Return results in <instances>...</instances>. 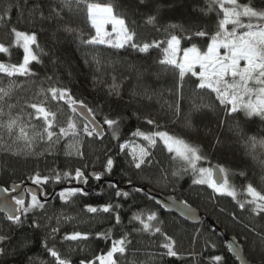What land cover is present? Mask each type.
I'll return each mask as SVG.
<instances>
[{
    "label": "trees",
    "instance_id": "1",
    "mask_svg": "<svg viewBox=\"0 0 264 264\" xmlns=\"http://www.w3.org/2000/svg\"><path fill=\"white\" fill-rule=\"evenodd\" d=\"M89 3L114 5L113 15L125 19V26L133 34L136 49L126 45L121 49H113L107 45H82L75 33L65 31L71 27L80 30L82 38L95 35L91 22L85 11L70 13L58 7V0H0V45L8 51L0 53V63L19 65L23 62L24 52L15 35L16 31L36 36L32 45L36 60L31 61L29 69L32 76L12 78L0 75V87H6L10 80L20 87L13 91L10 103L16 105L13 114L20 117V125L29 136L34 131H43L46 126L32 116V103L48 106L53 104L51 87L64 88L75 104L83 103L92 109V117L103 127L104 136L98 139L94 134L89 137L83 130L75 137L69 135L61 138L51 152L45 141L36 139L31 149L24 150V141H17L10 150H5V143L11 144L20 128L14 130L10 139L6 131L0 130V185L7 189L11 184L31 182L34 175L47 176L49 180L41 186L47 198L58 187L69 185L75 180V172L81 170L85 177L86 194L82 192L70 195L61 200L57 193L50 202L44 203V209H33L28 213L22 226L12 225L0 214V235L9 239L0 242L6 254L0 256V264H56L48 249H55L62 258H69L71 264H80L81 259L96 262L95 257L105 255L113 241L127 237L123 254L115 253L114 260L118 264H217L212 258L221 256L220 264H237L227 253L222 239L203 223L194 226L180 220L172 214L157 208L154 202L135 189L126 190L128 197L117 196L119 187L104 183L98 189L89 178L94 172L102 180L117 181L118 186H146L160 195H172L177 201H184L190 207L206 215L216 222L226 235L234 237L242 245L245 257L254 263L264 264V214H256L239 207V202L250 200L246 186L251 183L257 191L264 193V149L257 148V159L248 154L242 141L229 131L228 125L233 123L228 118L224 106L220 105L215 93L210 90L196 89L199 82L186 74L179 77V71L170 65H162L163 49L156 42L166 41L172 34L181 38L182 34L171 25L184 27L206 26L214 34L218 22L216 11L203 14L205 0H87ZM241 5L250 0H237ZM260 7L264 0H251ZM56 8L59 16L50 15ZM158 9V12H157ZM150 15H156L154 23H148ZM219 18L222 19V13ZM240 31H243L241 29ZM196 46L206 50L207 38H197ZM145 43L150 45L146 52L139 47ZM192 46L186 38L181 39V49ZM182 54V51L181 53ZM167 69V70H165ZM113 85L117 88L114 90ZM119 91V96L115 91ZM113 92L109 95V92ZM150 97V98H149ZM212 102L217 111L202 110L194 119V127H185L184 115L192 105ZM68 100H63L62 110L71 109ZM180 107V115L169 110L168 104ZM57 104V103H56ZM66 105V106H65ZM50 108V106H48ZM230 108V106H229ZM7 112V109H5ZM119 122V132L113 138L112 129L104 124L105 118ZM0 119H7L3 117ZM154 121L149 124L148 120ZM227 123L221 125V121ZM242 126L249 136L264 138V121L258 117L245 121L240 114ZM64 127V126H63ZM60 125L53 130L59 133ZM150 135L166 132L177 139L198 145L205 159L199 166H218L227 171L225 177L235 189L237 195L233 199L227 195H219L211 189L192 183L195 178L189 171L179 177L172 175L180 169L182 162L169 154L160 142L152 149L151 164L138 170L130 164L131 160L125 149L119 145L140 140L133 132ZM219 137L222 144H217ZM55 139V138H54ZM76 141H79L76 143ZM75 144V147L71 145ZM70 153V154H69ZM114 161L110 170L107 159ZM243 172L244 175H240ZM64 173H68L67 176ZM60 180H56V176ZM224 177V178H225ZM45 198V196L43 195ZM31 198L25 201V207ZM113 205L114 211H99L105 205ZM119 208H115L116 205ZM89 206L96 207L97 213L87 211ZM155 213L156 219L150 221L148 231L143 230L139 221L131 220L141 215L147 221L149 214ZM119 214L121 223L116 224L115 215ZM36 222V227H33ZM161 229L160 233L155 228ZM57 231L53 233L52 229ZM138 230V231H137ZM79 232L88 235V240L69 241L66 235ZM98 233H105L107 238ZM170 237L175 250L181 258L161 257L166 249L160 245ZM26 246H22L25 245Z\"/></svg>",
    "mask_w": 264,
    "mask_h": 264
},
{
    "label": "snow or ice",
    "instance_id": "2",
    "mask_svg": "<svg viewBox=\"0 0 264 264\" xmlns=\"http://www.w3.org/2000/svg\"><path fill=\"white\" fill-rule=\"evenodd\" d=\"M146 0H139L140 4H145ZM58 7L61 11L67 9L70 13H79L85 11L87 13V19L91 22L92 27L95 29V35L91 38H82V33L80 30L73 29L71 27L65 28V31L69 33H75L77 38L80 39L82 45L86 46H96V45H107L113 49H121L126 45L130 46L132 49H136L138 46L133 42V34H131L130 29L125 26V19L118 18L117 15H113L114 5H104L98 3H89L87 0H58ZM218 22L214 29V34H211L206 26H196L184 27L183 25H171L172 29L179 28L180 32L184 34L181 38L177 35L172 34L166 41L156 42L155 46L159 47L161 44L166 43L164 47V59L160 60L162 65H170L174 69L179 70V77L181 80L184 79L185 75L191 73V76L196 77L199 81L195 87L200 90H210L215 93L216 99L219 101L220 105L224 106L223 110L229 119L233 123L228 125L229 131L236 137L237 142L242 141L248 154L253 156V159H257V148L264 149V138H257L256 136H249L245 132L242 123L240 121V114H243L245 121L249 118L258 117L261 121H264V4L257 7L250 0L249 3L243 5L239 4L237 0H205V5L200 11L207 15L208 13L216 11ZM158 12V9H157ZM220 13H222V19L219 18ZM59 16V12L56 8L51 10L50 15ZM242 17L247 18V22L242 21ZM156 21V15H150L148 18V23H154ZM111 25L112 30L108 32L105 30L106 25ZM231 25V29L227 26ZM243 29V31H240ZM115 33V39L112 38V34ZM15 35L18 40L23 41L24 57L23 62L17 65L0 63V74L6 77L20 76L29 77L32 76L29 69V64L31 61L37 59L33 55L30 45L36 43L35 35H28L21 31H16ZM186 38L189 43L192 44L190 47H185L181 49V39ZM197 38H207L208 43L206 50H201L196 46L195 41ZM150 45L145 43L142 47H139L140 52H146ZM221 49H223V54H221ZM8 50L0 45V53L7 52ZM182 51V56L180 55ZM243 62V66H241ZM199 67V72L195 69ZM167 70V69H165ZM20 87L15 81L10 80L6 87H0V118L7 117V119H0V130L6 131L9 138L14 136V130L19 127L20 134L15 136L11 144L5 143V150H10L13 145L17 144V141H24L23 149H31L34 146L36 139L46 142L49 151L51 152L55 149L61 141V138L68 137L69 135L75 137L77 135L75 131V125L69 123L67 128L60 127L59 133L53 130V122L49 119L53 113L46 110L43 106L37 103H32L29 105L39 116H43L44 124L43 131L36 130L31 136L24 131L23 126L20 125V117L13 114V109L16 105L10 103L13 91L15 88ZM117 88L113 85V89ZM49 91L52 94V99L56 100H68L70 106H73V111H77L75 107V101L71 100L68 91L64 88L51 87ZM113 92H109L112 95ZM115 94L119 96V91L116 90ZM150 98V97H149ZM201 103L193 104L192 108L188 113L184 115L185 127L192 129L194 127V119L197 114L201 113L202 110L207 109L209 111H217L216 105L212 102H203V97H201ZM230 106V108H229ZM86 106L81 103L80 108H85ZM169 110L172 111L176 116L180 115V107L177 104L175 107L173 104H168ZM7 109V112L5 111ZM89 115H92V109H88ZM82 115V114H81ZM94 119V117H93ZM104 124L108 125L113 132V138L117 137L119 132V122L116 119L105 118ZM149 124H153L154 121L149 119ZM221 125L227 123V120L221 121ZM84 132L89 137L100 135V130L95 124H93L90 129L85 125ZM133 136H142L144 140L148 141L149 147L155 146L157 141L156 136L160 137L163 141L167 151L169 153H175V158H178L183 162L180 169L173 171L172 175L174 177H179L181 174H187L189 171L195 177L192 181L194 185H205L214 192L227 195L236 198V191L229 184L227 178L223 182H219L213 179V172L209 168L198 167V162L205 159L202 154L201 149L198 145H193L185 142L182 139H177L173 136L168 135L166 132H156L150 136H144L141 132H133ZM55 138V139H54ZM2 139V138H0ZM217 144H222L219 137L216 138ZM79 141H76L78 143ZM75 147V144L71 145ZM120 149L125 148L124 144L119 145ZM70 154V153H69ZM148 157V159H145ZM113 159L109 157L106 162L107 169L110 170L113 166ZM260 163L264 165V159L260 160ZM130 164L134 165L135 169L143 170L142 166L146 164H151V157L148 151L143 148L139 149V156H135ZM221 174L226 173V169L221 167L219 169ZM65 176L68 173H64ZM240 175H244L243 172ZM84 174L81 170L77 169L75 172V179L77 183L83 180ZM99 180L101 177L96 175L94 177ZM49 177H41L38 174L31 178L32 184L40 186L46 184ZM56 180H60V176H56ZM86 183V181H84ZM18 187V185H17ZM113 188L116 187L115 184L112 185ZM139 191V189H136ZM79 188H70L62 190L59 193L60 199L63 201L67 199L68 196L75 193L81 192ZM247 196L251 197L250 200L244 202H239V207L245 209V205H251L250 209H246L257 216L264 214V193L257 191V189L249 183L246 186ZM31 202L25 207V200L22 197H13L11 203L5 200L3 201V208L8 213L7 219L11 221L12 225L22 226L25 222V218L28 213L33 209H44L45 204L37 199L35 193H31ZM47 196L45 193H41ZM117 196L123 195L124 197L129 196L127 191H117ZM16 205L15 208L12 205ZM168 206L179 207L181 213L184 216H193V209L188 206L184 201H171ZM120 205H116L115 208H119ZM87 211L90 213H97L98 209L96 207L89 206ZM102 213L111 214L114 211L113 205L108 204L99 209ZM156 219V214L152 213L147 216V221H145L141 215H133L131 220L139 221L143 226L144 231H148L151 227L150 221ZM116 224L121 223V218L119 214L115 215ZM33 227H36V222H33ZM53 233L57 229H52ZM138 231V230H137ZM156 233H160L161 229L159 227L155 228ZM100 237H106L105 233H98ZM9 239L5 235H0V242ZM65 240L77 241V240H88V235H82L79 232H75L71 235H66ZM167 242L160 245L161 248L166 249V252L161 253L160 256L177 257L183 259L177 250L174 248L173 241L170 237L164 238ZM127 237L120 240H115L112 243L110 250L107 251L105 255L96 256L95 259L99 261V264H118L117 260L113 259L115 253L123 254L125 251V243ZM22 246H26L22 245ZM235 253H239L238 248L231 249ZM48 252L50 256L55 258L56 264H71L69 258H62L60 254L53 248H49ZM6 254V249L0 247V256ZM217 264L223 260V257L217 255L212 258ZM80 264H93L92 260L81 259Z\"/></svg>",
    "mask_w": 264,
    "mask_h": 264
},
{
    "label": "water",
    "instance_id": "3",
    "mask_svg": "<svg viewBox=\"0 0 264 264\" xmlns=\"http://www.w3.org/2000/svg\"><path fill=\"white\" fill-rule=\"evenodd\" d=\"M75 107L77 108V111L74 112L76 114V116L79 117L83 122H85L89 126L90 129L92 128L93 124H95V126H97L99 128L100 135L96 136L95 133H94V135L98 139H101L104 136L103 127L95 119H93L92 115H89L88 108L87 107L80 108V104H75ZM72 110H73V106H72ZM210 169L213 172V179H215L219 182H223V180L225 178H224V175L220 173V171H219L220 168L218 166L213 165V166H210ZM95 176H96V173H94V172L89 174V178L95 181L97 189L104 183L115 184L116 187H119V191H126L129 189H135V190L139 189L138 192H140V193L144 194L146 197L150 198L154 202L155 206L157 208H159L160 210L164 211L165 213L175 215L180 220H182L186 223H189L191 225H194V226H200L203 223H206L210 227V229L213 232H216L217 235L222 239L223 245L226 248L227 253L237 262V264H258V263H254V262L249 261L245 257L242 245L240 243H238V241L234 237L226 235L225 231L222 230L216 222L212 221L210 218H208L206 215L200 213L198 210L191 207L194 211V215L193 216H184L181 213V210L179 207H176V206L166 207V205H168L169 202L177 201V200H175V198L172 195H167V196L160 195V194L154 192L153 190H151L148 187L143 186V185L120 187V186H118L117 181H107V180H102V179L96 180L94 178ZM84 181H85V178L83 177V180L80 183H77L76 179H75L74 182L70 183L69 185L58 187L57 189H55L53 191V193L50 195V197L47 198V200H45L43 195H41L42 192L44 193L42 186L38 187V186H36L32 183H29V182H24L21 184H11L9 186V189L7 192L0 186V214L7 218L8 213L4 210L2 202L7 200V201H9V203H11L13 197H22L26 201L27 197H31V195H30L31 193H35L37 195L38 200H40L42 203H48L52 200V198L57 193H59L62 190H66V189H70V188H79L82 190L81 191L82 193L86 194L88 191L85 189V182ZM17 185H18V187H17ZM177 202H179V201H177ZM12 207L15 208L16 205L13 204ZM233 248H238L239 253L237 254V253L233 252L231 250Z\"/></svg>",
    "mask_w": 264,
    "mask_h": 264
},
{
    "label": "rangeland",
    "instance_id": "4",
    "mask_svg": "<svg viewBox=\"0 0 264 264\" xmlns=\"http://www.w3.org/2000/svg\"><path fill=\"white\" fill-rule=\"evenodd\" d=\"M241 19H242V21L247 22V18L242 17ZM227 27L229 29H231L232 26L231 25H228ZM105 30L108 31V32H111L112 26L110 24L109 25H106L105 26ZM112 38L115 39V33L112 34ZM18 41H19V44H20L21 49L23 50V41L22 40H18ZM32 45L33 44L30 45L31 51H32ZM23 52H24V50H23ZM221 54H223V49H221ZM24 55H25V53H24ZM180 55L182 56V54H180ZM241 66H243V62H241ZM195 70L197 72H199V67L197 66V68ZM0 75H3V74H0ZM188 75H191V73H188ZM194 78L197 79L196 77H194ZM62 102H63V100L56 99V100H54V103L53 104H48V106H50V108H48V106H44L42 104H40V105L43 106L49 112H51V113L54 114V115H52V116L49 117L52 120V122H53V126L58 127V125H60V127H63L64 126L65 128H67L68 124L69 123H72L73 125H75V131H76V133H78L81 130H83V124H85V123L79 117L76 116V114L74 113V111L72 110V108L71 109H68L67 107H65L66 108V111L62 110V107L64 106L62 104ZM66 104H67V106L69 105V103H66ZM31 115L34 116V119L35 120L38 119V121H42L41 123L44 124L43 116H39L35 112L34 109L32 110V114ZM150 135H152V134H150ZM150 135H148V136H150ZM144 136H147V135H144ZM65 138H67V137H63V139H65ZM138 138L140 140L133 141V142H126L124 144L125 145V148L124 149L128 153L131 161L133 160L134 155L135 156H139V149L140 148H143L145 151H148L150 153V155H151L152 149L154 147V146L149 147L148 141L144 140L142 136H138ZM155 139H156L157 142H160L162 144L163 148L167 151V148L165 147V145H164L163 141L160 139V137L156 136ZM169 154H171L172 156L175 157V153H169ZM145 159H148V157H145ZM175 159H177L179 162H182L178 158H175ZM133 167H134V165H133ZM199 167H204V168H209L210 169V167H206V166H199ZM223 175L225 177V174H223ZM201 186H204L207 189H211V188H209L207 186V184L201 185ZM211 190L213 191V189H211ZM214 193H216V192H214ZM216 194H218V193H216ZM219 195H221V194H219ZM113 259H114V256H113ZM93 264H99V261L96 260V262H94Z\"/></svg>",
    "mask_w": 264,
    "mask_h": 264
},
{
    "label": "flooded vegetation",
    "instance_id": "5",
    "mask_svg": "<svg viewBox=\"0 0 264 264\" xmlns=\"http://www.w3.org/2000/svg\"><path fill=\"white\" fill-rule=\"evenodd\" d=\"M85 123V122H84ZM85 125H87L86 123H85ZM88 126V125H87ZM85 178V177H84ZM94 181V180H93ZM95 182V181H94ZM95 185H96V183H95ZM113 185V184H112ZM1 186V185H0ZM41 186V185H40ZM2 187V186H1ZM6 192L8 191V189H9V187L7 188V189H5L4 187H2ZM43 188V187H42ZM86 189V188H85ZM43 190H44V188H43ZM27 198H31V197H27Z\"/></svg>",
    "mask_w": 264,
    "mask_h": 264
}]
</instances>
